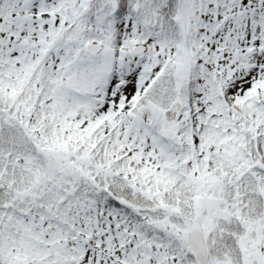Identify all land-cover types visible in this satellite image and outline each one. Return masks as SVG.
<instances>
[{
    "label": "snow or ice",
    "instance_id": "snow-or-ice-1",
    "mask_svg": "<svg viewBox=\"0 0 264 264\" xmlns=\"http://www.w3.org/2000/svg\"><path fill=\"white\" fill-rule=\"evenodd\" d=\"M0 264H264V0H0Z\"/></svg>",
    "mask_w": 264,
    "mask_h": 264
}]
</instances>
